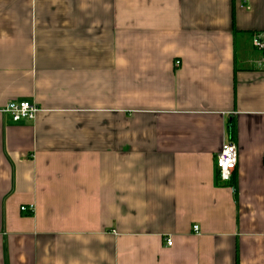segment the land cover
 <instances>
[{"label":"crops","instance_id":"0c3cea01","mask_svg":"<svg viewBox=\"0 0 264 264\" xmlns=\"http://www.w3.org/2000/svg\"><path fill=\"white\" fill-rule=\"evenodd\" d=\"M259 31L264 0H0V264H264Z\"/></svg>","mask_w":264,"mask_h":264},{"label":"built area","instance_id":"2783aa9c","mask_svg":"<svg viewBox=\"0 0 264 264\" xmlns=\"http://www.w3.org/2000/svg\"><path fill=\"white\" fill-rule=\"evenodd\" d=\"M253 46L261 51H264V32L259 31L252 34ZM180 62L177 61V65ZM40 106L32 101H16L9 102L1 111L9 115L13 121L20 122L22 120H35L40 112ZM217 177L222 183H230L233 174L238 164V149L232 142H225L216 158ZM24 211H32L35 209L34 205L22 207ZM195 230L199 229V226H194ZM167 244L171 246L173 241L171 238L167 240Z\"/></svg>","mask_w":264,"mask_h":264}]
</instances>
